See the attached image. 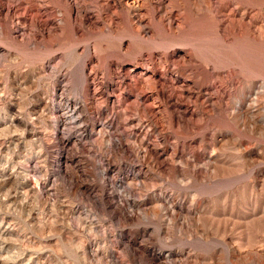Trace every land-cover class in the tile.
<instances>
[{"label": "rangeland", "instance_id": "rangeland-1", "mask_svg": "<svg viewBox=\"0 0 264 264\" xmlns=\"http://www.w3.org/2000/svg\"><path fill=\"white\" fill-rule=\"evenodd\" d=\"M125 3L0 0V264H264V0Z\"/></svg>", "mask_w": 264, "mask_h": 264}, {"label": "bare ground", "instance_id": "bare-ground-1", "mask_svg": "<svg viewBox=\"0 0 264 264\" xmlns=\"http://www.w3.org/2000/svg\"><path fill=\"white\" fill-rule=\"evenodd\" d=\"M139 3H140V0H128V3L127 4L125 3V4L126 5L139 6L140 7Z\"/></svg>", "mask_w": 264, "mask_h": 264}]
</instances>
